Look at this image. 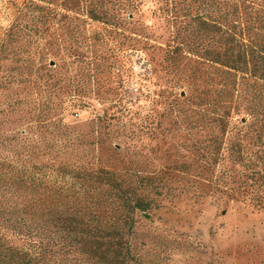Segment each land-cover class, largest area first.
Wrapping results in <instances>:
<instances>
[{
	"label": "trees",
	"instance_id": "1",
	"mask_svg": "<svg viewBox=\"0 0 264 264\" xmlns=\"http://www.w3.org/2000/svg\"><path fill=\"white\" fill-rule=\"evenodd\" d=\"M36 1L47 17L78 22V31L88 24L92 39L116 34L124 24L127 50L145 49L151 39L135 17L148 13L162 23L169 79L166 90L160 85L153 93L150 112L161 109L173 131L186 135L189 161L170 169L184 177L165 180L140 174L137 162H125L115 148L116 163H86L74 145L60 148L61 161L1 160L0 264H130L137 215L149 218L154 196L176 190L173 184L182 183L179 195L194 204L215 198L264 211V0ZM14 28L0 41V61L41 68L58 57L11 50L8 45L18 41ZM68 59L83 66L81 78H90L96 57L76 52ZM87 87L80 81L75 91L64 89L63 96L76 94L61 105L73 100L77 110L87 108ZM94 141L97 149L107 143L102 133Z\"/></svg>",
	"mask_w": 264,
	"mask_h": 264
},
{
	"label": "rangeland",
	"instance_id": "2",
	"mask_svg": "<svg viewBox=\"0 0 264 264\" xmlns=\"http://www.w3.org/2000/svg\"><path fill=\"white\" fill-rule=\"evenodd\" d=\"M42 6L36 0H0V41L16 25L12 31L18 41L8 45L11 50L58 54L41 68L32 61H0V162L61 161L60 148L74 145L86 163H116L115 148L125 162H137L142 175L184 177L170 169L174 162L189 161L186 135L173 131L170 116L161 109L153 116L150 112L155 108L151 97L160 85L166 90L169 79L162 23L148 13L135 17L133 22L142 24L151 39L145 49L127 50L124 24L118 33L96 40L88 24H80L78 31V22L47 17ZM76 52L97 58L88 79L81 78L83 66L68 59ZM80 81L88 82L82 95L89 106L77 110L73 100L61 105L62 98L76 94L63 96V90L75 91ZM99 133L107 141L102 149L94 141ZM182 185L155 195L149 218L137 215L129 239L130 264H264V211L215 198L194 204L179 195Z\"/></svg>",
	"mask_w": 264,
	"mask_h": 264
},
{
	"label": "water",
	"instance_id": "3",
	"mask_svg": "<svg viewBox=\"0 0 264 264\" xmlns=\"http://www.w3.org/2000/svg\"><path fill=\"white\" fill-rule=\"evenodd\" d=\"M182 96H183V94H182Z\"/></svg>",
	"mask_w": 264,
	"mask_h": 264
}]
</instances>
